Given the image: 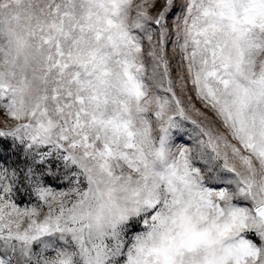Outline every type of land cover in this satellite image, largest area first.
Returning <instances> with one entry per match:
<instances>
[{"label": "snow or ice", "instance_id": "6c2138e0", "mask_svg": "<svg viewBox=\"0 0 264 264\" xmlns=\"http://www.w3.org/2000/svg\"><path fill=\"white\" fill-rule=\"evenodd\" d=\"M0 264H264V0H0Z\"/></svg>", "mask_w": 264, "mask_h": 264}, {"label": "rangeland", "instance_id": "374dc122", "mask_svg": "<svg viewBox=\"0 0 264 264\" xmlns=\"http://www.w3.org/2000/svg\"><path fill=\"white\" fill-rule=\"evenodd\" d=\"M172 40H175V36H172ZM147 43V42H145ZM165 54H166V58L169 61V67H170V72L172 74V77L175 81L176 77L178 76V74H181V69H180V56L178 54V50H174L173 44L171 41H167L165 44ZM175 90L177 92V95L181 97V99L185 102L186 106H187V97L189 95H192L191 92L187 93V94H181L180 92V88L178 85H175ZM192 103H194L196 105L197 108L201 107V104L199 101L194 100L192 101ZM188 115L192 117V119L197 120L198 122L202 121V118L197 116L196 113L194 111L189 110L188 111ZM185 127L191 132L194 129V125L191 124L190 122L185 121ZM206 123V122H205ZM188 140V136L187 134L185 135V141ZM184 141H178V143H183ZM54 187L60 188V187H65L66 185H53Z\"/></svg>", "mask_w": 264, "mask_h": 264}]
</instances>
